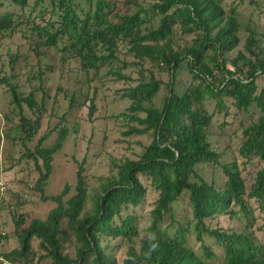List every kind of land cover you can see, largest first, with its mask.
Here are the masks:
<instances>
[{"label":"trees","instance_id":"trees-1","mask_svg":"<svg viewBox=\"0 0 264 264\" xmlns=\"http://www.w3.org/2000/svg\"><path fill=\"white\" fill-rule=\"evenodd\" d=\"M84 1L85 4L82 0H0V34L3 37L23 31L30 38L37 34L40 38L36 47L58 46L68 37L71 42L63 51L79 58L86 71L98 70L101 63L116 59L120 42L126 41L141 69L151 62L170 74L161 107L150 104L163 85L151 69L149 77L141 75L137 85L125 90L124 96L132 102L118 114L135 122L126 134L152 132L153 139L138 159H126L119 175L102 183L101 191L94 196V212L86 218H81L90 198L86 158L78 165L74 194L66 198L71 191L69 184L59 194H46L53 161L67 139L68 128L60 127L51 146H44L46 138L42 137L34 150L26 147L39 171L35 188L42 200L53 201L56 206L45 219L26 220L19 215L17 227L25 223L20 231L17 228L20 246L10 252L0 250V264H33L43 257L52 264H119L115 250L123 242L129 244L126 264H264V242L255 235V225L264 231V83L260 82L264 79V46L256 30L247 25L244 49L234 57L227 56L241 42L240 3L227 6V0ZM251 3L257 4L253 0ZM131 5L136 6L133 12ZM178 33L194 37L181 44L176 39ZM98 45L107 53H100ZM184 68L198 82L179 91L177 75ZM0 83L9 86L19 107L22 140L33 139L41 127L43 104L37 103L33 92L22 97L18 86L1 72ZM213 99L218 111L229 109L227 100L239 111L252 106L260 111L250 124L242 123L239 154L244 159L243 166L239 159L224 162L210 141L215 113L208 110L207 102ZM22 101L39 110V115H24ZM95 109L92 102L91 115ZM254 157L259 158L260 166L247 179L245 163ZM204 163L223 172L222 185L199 172L198 166ZM146 181L158 197L147 233L138 240L137 208L147 198ZM185 195L192 211L187 223L175 213V203ZM222 214L245 219L243 230L212 226L208 221ZM72 222H78L72 242L77 240L80 246L71 252L65 243ZM192 231L201 251L189 244ZM205 236L223 249V263L216 260L218 254ZM34 239L45 251L40 257Z\"/></svg>","mask_w":264,"mask_h":264},{"label":"rangeland","instance_id":"rangeland-1","mask_svg":"<svg viewBox=\"0 0 264 264\" xmlns=\"http://www.w3.org/2000/svg\"><path fill=\"white\" fill-rule=\"evenodd\" d=\"M82 1L85 4V1ZM253 1L257 4H252L251 0H227V6L240 3L238 16L242 22L241 42L235 50L227 53L229 57L236 56L239 50L244 49L249 33L247 25L256 30V36L261 39L260 45L264 46V0ZM134 10L136 6L131 5L130 12ZM38 20L40 21V18ZM193 37V34L178 33L176 39H179L181 44H185L192 41ZM39 38L37 34L35 38L27 37L23 31L3 37L0 34L1 76L8 77L14 85H17L22 97L33 92L37 103L41 106L43 104L42 123L38 133L29 141L22 140L24 134L20 129L19 107L13 101L9 86L0 83V182L5 186L4 189L0 187V234L3 235L0 239V250L2 252H10L20 246L17 230L20 231L25 223L17 227L16 220L19 219V215H24L26 220L35 217L45 219L49 211L56 206L53 201L42 200L41 193L35 188L39 171L34 159L27 155L26 147L34 150L42 137L46 138L43 145L51 146L58 137L60 127L64 125L68 128L67 139L62 149L55 155L46 194H59L67 184L70 185L71 191L66 198L74 194L78 165L86 158L85 177L90 198L81 217L86 218L94 212V196L101 191L102 183L108 178L117 177L120 166L126 159H138L153 139L152 132L141 135L126 134L131 124L135 122L130 123L123 116H118L125 112L132 102L129 97L124 96L125 90L137 85L141 75L149 77V71L153 69L163 85L150 104L161 107L167 94L166 84L170 79L167 70L160 69L151 62H147L141 69L136 64L137 59L126 41L120 42L116 59L101 63L98 70L86 71L82 69L79 58L63 51L64 46L71 42L68 37L60 40L58 46L36 47V40ZM97 50L100 53H107V49L102 45H98ZM230 67L233 69L232 66ZM177 81L179 91H184L187 85L198 82L187 68L178 73ZM260 82L264 83V79L262 78ZM72 97L74 100L71 102ZM92 102L96 105V109L91 115ZM227 104L229 109L218 111L214 99L207 102L208 110L215 113L210 127V141L222 154L224 162L239 159L243 166L244 159L239 154L243 139L242 123L250 124L259 117L260 111L256 106L239 111L230 100H227ZM22 110L24 115L31 118L37 117L40 113L37 109H31L24 101H22ZM62 116H65V119ZM259 166L260 161L257 157L246 161L244 169L246 178H252ZM198 169L207 180L215 179L218 185L224 183L223 172L212 164H200ZM146 183L149 188L147 198L137 208L138 240L147 233L152 219L151 210L158 197V192L149 182ZM175 213L184 223L192 218L186 195L175 203ZM208 221L212 226L238 230H243L246 222L245 219L241 220L228 214L218 215ZM258 221L261 223V220ZM77 228L78 222H72L68 226V241L65 247L71 252L80 246L77 240L72 242ZM255 228V235L264 242V231L257 229V225ZM188 239L191 246L201 251V244L194 231L189 234ZM207 242L217 252L216 260L223 263V249L220 245L209 238ZM33 245L40 257L45 252L40 246V241L34 239ZM128 245L123 242L115 250L119 264H126ZM33 264H52V262L49 258L43 257Z\"/></svg>","mask_w":264,"mask_h":264},{"label":"built area","instance_id":"built-area-1","mask_svg":"<svg viewBox=\"0 0 264 264\" xmlns=\"http://www.w3.org/2000/svg\"><path fill=\"white\" fill-rule=\"evenodd\" d=\"M4 184L2 183V182H0V187L2 188V189H4V187L5 186H3Z\"/></svg>","mask_w":264,"mask_h":264}]
</instances>
